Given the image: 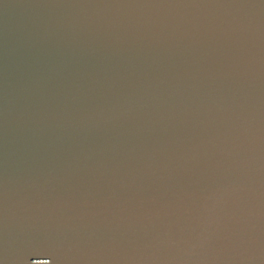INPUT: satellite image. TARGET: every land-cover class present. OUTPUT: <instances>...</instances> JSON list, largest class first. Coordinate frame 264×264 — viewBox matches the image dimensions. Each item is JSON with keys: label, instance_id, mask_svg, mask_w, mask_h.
Segmentation results:
<instances>
[{"label": "water", "instance_id": "obj_1", "mask_svg": "<svg viewBox=\"0 0 264 264\" xmlns=\"http://www.w3.org/2000/svg\"><path fill=\"white\" fill-rule=\"evenodd\" d=\"M0 264H264V0H0Z\"/></svg>", "mask_w": 264, "mask_h": 264}]
</instances>
